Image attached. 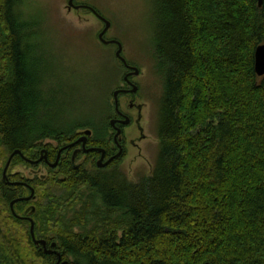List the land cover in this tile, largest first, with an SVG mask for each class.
<instances>
[{"label":"trees","instance_id":"1","mask_svg":"<svg viewBox=\"0 0 264 264\" xmlns=\"http://www.w3.org/2000/svg\"><path fill=\"white\" fill-rule=\"evenodd\" d=\"M27 1L0 0V264H57L13 214L10 202L30 190L7 183L5 162L16 149L36 158L48 138L87 128L104 139L111 127L92 122L98 104L89 111L68 95ZM154 2L163 93L151 174L132 182L118 167L62 165L44 179L15 175L39 196L15 212L33 202L36 238L70 264H264V0Z\"/></svg>","mask_w":264,"mask_h":264},{"label":"rangeland","instance_id":"2","mask_svg":"<svg viewBox=\"0 0 264 264\" xmlns=\"http://www.w3.org/2000/svg\"><path fill=\"white\" fill-rule=\"evenodd\" d=\"M68 2L69 0H28L24 8L26 13L39 18L41 35L46 43L45 51L48 57L54 60V69L59 75L64 74L69 79L70 83L66 85L68 95L75 94L78 105L81 99V106L89 111L96 104L99 105L101 112L93 123L109 121L116 115L113 93L125 86L122 79L124 69L115 55L117 48L100 42L98 36L104 28V23L92 11L69 10ZM80 3L93 6L111 21L112 26L105 36L106 39H118L123 44V56L128 63L141 70V75L133 80L140 86L136 94L137 102L145 103L142 125L147 139L140 143V149L129 145L128 155L117 165L130 181L137 182L140 177L151 174L160 145L156 126L163 81L156 72L152 49L155 2L75 0V4ZM71 91L73 93H70ZM72 104H75V101ZM120 106L127 113L137 114V111L129 108L128 96H120ZM59 117L57 114L53 115V118ZM126 131L129 138L140 135L136 124L126 128ZM96 169L98 171V168ZM112 169L108 167L101 173ZM43 174H46L45 169L38 170L37 165L21 159H15L8 170L10 178L19 175L25 179H35ZM38 199L39 196L36 204ZM74 230L79 231L77 228ZM119 233L122 234V231Z\"/></svg>","mask_w":264,"mask_h":264},{"label":"flooded vegetation","instance_id":"3","mask_svg":"<svg viewBox=\"0 0 264 264\" xmlns=\"http://www.w3.org/2000/svg\"><path fill=\"white\" fill-rule=\"evenodd\" d=\"M74 3H75V0H74ZM75 5L82 6L79 9H88L90 11H92V10L89 9L88 6L93 7L91 5L84 4V3L75 4ZM73 9H75V8H73ZM97 12L99 14H101L99 11H97ZM100 21H101V19H100ZM115 40H118V39H115ZM110 45L116 46V48H117L116 51L118 50V45L116 43H113ZM117 59L122 63V66L124 69V72H122V79L124 81L125 86L116 89V90H124V91L120 92V94H119V111L116 110V107H115L116 115L112 116L109 120V124H110L111 129L109 130L108 136L104 139H98V140L90 139L94 132L92 129H89L92 131V134L88 135L85 147L83 146L82 142H77V141L85 134V131L88 130L87 128L84 129V131H81L80 135L78 137H76L74 139L70 138L69 141H63V142L59 143L58 140L53 139V138L45 139L43 142V147H41V149H39V150H36V151H38V153H36L37 157L33 158V159L27 157L30 160L41 159L39 163L33 164V165H37L38 170H41V169L46 170V174H43L41 176L43 179L50 173V171H52V170L58 171V169H60L62 167V165H69L73 169H76V170L80 168L83 171H91V170L95 169V167L98 169H106L108 167L117 168V165H119L120 161H122L128 155L129 145L140 149V147H141L140 143L147 139V134L145 133V128L142 125L143 109L145 107V103H138L137 102L136 94L139 92L140 86L133 80V78H136L139 75H141V70H140L139 75H137V76L129 75L128 80H127L125 77L127 74L132 72V69L125 66V64L119 58H117ZM128 64L131 66H135V65H132L130 63H128ZM135 67H137V66H135ZM131 83H134L138 86V91L135 94L129 92V90L132 89ZM122 95L129 97V108L131 110L137 111L136 115H134L133 113H127L121 109L120 96H122ZM113 96H114V93H113ZM139 105H142L141 109L139 108ZM126 116L130 119V123L127 125H123V124H121V121L125 120L127 118ZM113 119L117 121L115 124V127L112 126L110 123L111 120H113ZM133 124H136V129L139 131L140 135L137 137H134V138H129L127 135L126 128L130 127ZM116 127L121 128V135L119 137L118 142H116V140H115V134L117 131ZM54 153H55V155H54ZM119 153H121L120 156H117ZM59 154H60V158H59V160H57ZM103 154H104L103 162H107L108 160H111V161L107 166L100 168L98 165V160L102 157ZM10 182H12V181H10ZM28 195H30V193ZM35 197L37 199L36 194H35ZM29 206H31V205L29 204L26 207V210H25L26 213L19 215V216H21L23 218H25V217L26 218H28V217L33 218V216H31L32 213H30V211L27 212V209L29 208ZM33 220H34V218H33ZM24 221H27L28 223H30V221L27 219H24ZM47 247L50 248L51 244H50V247L48 245H47Z\"/></svg>","mask_w":264,"mask_h":264},{"label":"water","instance_id":"4","mask_svg":"<svg viewBox=\"0 0 264 264\" xmlns=\"http://www.w3.org/2000/svg\"><path fill=\"white\" fill-rule=\"evenodd\" d=\"M257 1H258L259 6H262L263 0H257ZM81 7L82 6L75 5L74 0H69V2H68V9L69 10H72L73 8L79 9ZM88 8L91 9L93 11V13L99 19H101V21L104 23V28L99 33V36H98L100 42H102L104 45H110V44L116 43L118 45V50L116 51V57L119 58L125 64V66H127L130 69H132V72L129 73V74H127L125 78L128 80V76L129 75H135V76L139 75L140 74V69L138 67L129 65L128 62H127V59L123 56V54H122L123 53V50H124L123 44L119 40L106 39L105 35L111 29V26H112L111 21L108 20L103 15L99 14L97 12V10L94 9L93 7L88 6ZM258 69H264V43L258 45L257 48H256V51H255V72H256V74L258 76H264V70H258ZM131 85H132V89L129 90V92L135 94L138 91V86L136 84H134V83H131ZM123 91L124 90H116L114 92L115 107H116V110H118V111H119V94H120V92H123ZM139 108L141 109L142 108V105H139ZM116 122L117 121L113 119V120H111L110 123H111L112 126L115 127ZM129 123H130V119L128 117L125 120L121 121V124H123V125H127ZM116 130L117 131H116V134H115V140H116V142H118L119 137L121 135V128L116 127ZM85 132H86V135L82 138V140L84 141L83 142V146L84 147L86 146L87 135H91L92 134V131L89 130V129L86 130ZM120 154L121 153H119L117 156H120ZM15 155H20L22 158H25L28 162H30L32 164H37L41 160V159H38V160H29V159H27V157H25V155L23 154L22 150H20V149L15 150L11 154L9 160L7 161V164L5 166V169L3 171V178L5 180H7L8 183H11V182L8 179L7 172H8L10 163H11V161H12V159H13V157ZM103 159H104V154L98 160V165L101 168L107 166L110 163V161H111V160H108L107 162H103ZM12 184H14V183H12ZM22 184L25 185V186H27V187L29 186V184H27L25 182L22 183ZM35 199H36V197H35V190L33 188H31V194L30 195L25 196V197H20V198L14 199L11 202V205H10L13 214L17 215L16 212H15V209H14V206H15V204L17 202H20V201H34ZM35 210H36V207L34 205H31L27 209V212L30 211V213H34ZM30 231H31V235H32V238H33L34 242L37 245H42L43 246V249L45 250V252L47 254H57L58 255L57 264H70V262L63 261L62 260L61 254L56 250V247H57V243L56 242H52L51 243V248H47V242L45 240H39V239L36 238V236H35V223H34V221L32 219H31Z\"/></svg>","mask_w":264,"mask_h":264},{"label":"bare ground","instance_id":"5","mask_svg":"<svg viewBox=\"0 0 264 264\" xmlns=\"http://www.w3.org/2000/svg\"><path fill=\"white\" fill-rule=\"evenodd\" d=\"M86 135V132H85V134L77 141V142H84L83 140H82V138L84 137ZM87 137H88V135H87ZM87 141V140H86ZM16 150H18V149H16ZM14 152V151H13ZM12 152V153H13ZM11 153V154H12ZM24 154V153H23ZM11 156V155H10ZM26 157V156H25ZM10 158V157H9ZM14 158V157H13ZM59 158H60V154L58 155V158H57V160H59ZM25 161H27L25 158H23ZM28 159V158H27ZM9 160V159H8ZM30 160V159H29ZM30 163V162H29ZM7 164V163H6ZM11 164V163H10ZM32 164V163H31ZM101 168V167H100ZM5 169V168H4ZM7 181V180H6ZM8 183V182H7ZM12 183H14V184H21V183H18V182H11V183H9V184H12ZM28 184V183H27ZM30 186V187H29ZM29 186H28V188L30 189V194H31V188H33L30 184H29ZM34 189V188H33ZM35 190V189H34ZM12 202V201H11ZM11 202H10V205H11ZM11 208V207H10ZM15 215V214H14ZM16 217H18V218H20V219H27V220H29L30 221V227H31V219L33 220V218H31V217H28V218H23V217H21V216H19L18 214L16 215ZM34 221V220H33ZM35 223V222H34ZM33 239V238H32ZM39 240H44V239H39ZM34 241V240H33ZM46 241V240H45ZM47 242V241H46ZM35 243V242H34ZM35 245H37L36 243H35ZM37 246H42V245H37ZM48 248V247H47ZM51 248V247H50ZM42 249H43V246H42ZM44 250V249H43ZM45 251V250H44ZM58 257V256H57ZM58 260V259H57Z\"/></svg>","mask_w":264,"mask_h":264},{"label":"snow or ice","instance_id":"6","mask_svg":"<svg viewBox=\"0 0 264 264\" xmlns=\"http://www.w3.org/2000/svg\"><path fill=\"white\" fill-rule=\"evenodd\" d=\"M258 70H264V69H258Z\"/></svg>","mask_w":264,"mask_h":264}]
</instances>
